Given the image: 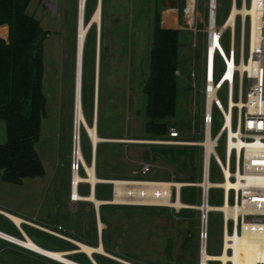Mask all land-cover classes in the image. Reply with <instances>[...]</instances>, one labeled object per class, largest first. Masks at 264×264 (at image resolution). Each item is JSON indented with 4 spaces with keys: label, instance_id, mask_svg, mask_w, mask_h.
I'll list each match as a JSON object with an SVG mask.
<instances>
[{
    "label": "rangeland",
    "instance_id": "374dc122",
    "mask_svg": "<svg viewBox=\"0 0 264 264\" xmlns=\"http://www.w3.org/2000/svg\"><path fill=\"white\" fill-rule=\"evenodd\" d=\"M97 1L87 0L86 2L85 20L87 22ZM207 1L101 0L100 25L90 24L83 47L81 82L83 114L88 125L94 123V93L98 77L97 132L99 130L100 135L143 138L132 140L147 142L119 143L115 146L116 150L112 151L106 149L111 144L100 143L98 147L96 145L94 163H96L95 172L97 171L98 177H108L103 179L109 180L129 179L128 177L155 178L171 182L200 180L202 151L199 146L164 145L153 141L166 139L169 126L175 127L180 132L181 140L195 142L202 139L205 53L203 29L207 19ZM230 4L231 0H217L218 26L224 21ZM186 5L193 13L192 18L185 23L183 15ZM28 11L40 19L46 34L43 41L42 87L47 108L46 115L40 121V134L35 143L44 173L38 177L24 178L21 183L0 180V209L48 228H56L60 225L64 234L87 243L94 240L93 236L96 238L94 216L86 213L79 214L80 209H78V215L69 203L64 211L60 208L59 212H56L58 208H55L57 203L66 202L71 195L78 0H32ZM157 14L164 26L174 24L178 26L176 28L179 29L177 69L179 72L176 75L175 114L160 120L166 123L162 132L149 135L144 127L147 116L145 114L146 95L143 87L149 73L153 27ZM98 30L99 42L97 41ZM2 37H7L5 31ZM228 38L229 33L225 32L221 42L226 52ZM222 72L223 64L220 58L216 57V79ZM219 97L225 104V87L219 92ZM220 124L221 118L215 111L213 133L218 130ZM79 132L83 158L87 164H90L91 142L83 126H80ZM102 138L104 139L102 141L125 142L119 139ZM5 141V124L0 120V145ZM217 153L223 160V139L219 142ZM146 159L153 164L149 172L132 175L131 171L139 172L141 163ZM81 172L84 177V168ZM210 180L222 181L221 173L214 160L210 163ZM87 186L88 183L80 185L79 193L87 194L88 188L90 190V186ZM111 190L112 185L100 183L96 187V196L108 201ZM179 194L182 202L195 207L173 208L117 203L103 205L102 219L98 213V221L102 224L101 227L104 226L101 229L103 230V248L135 264H196L199 257L201 227V211L196 207L201 203V190L198 187H184L180 189ZM221 201V190L212 188L210 204L220 205ZM80 215L86 221L82 237L69 231L71 227L76 232L83 229ZM222 218V213L216 210L208 214L207 251L210 254L220 253ZM22 228L39 246L50 249L73 246L33 226L23 224ZM0 231L22 238L11 221L1 213ZM68 258H74L81 264H92L89 257L81 252L69 255ZM94 259L99 264H124L98 254H95ZM0 264L63 263L0 240Z\"/></svg>",
    "mask_w": 264,
    "mask_h": 264
},
{
    "label": "built area",
    "instance_id": "2783aa9c",
    "mask_svg": "<svg viewBox=\"0 0 264 264\" xmlns=\"http://www.w3.org/2000/svg\"><path fill=\"white\" fill-rule=\"evenodd\" d=\"M254 1L231 0L229 11L219 26L216 22L217 0L207 1V19L203 29L205 33L204 104L202 114L204 128L202 139L195 141V144H193L199 146L202 151L201 178L199 181H187L188 185L182 187H198L201 190L202 205L210 203V190L212 188L221 190V204H225V202L231 205L239 203L246 206L252 203L264 204V0H257L255 8L258 22L254 42L252 41L251 13L246 12L243 15L241 12H237L234 18L231 19L234 6L246 7L251 10ZM192 13L186 5L183 15L185 23L192 18ZM225 32L229 33L227 52L223 49L221 42ZM215 36L217 37V43L212 47V40ZM216 57H219L223 64V72L217 79L215 77ZM177 74L178 71H176ZM223 87H225V104L222 103L219 97V92ZM215 111L221 118V124L218 130L213 133L212 124ZM179 133L175 127L169 126L166 139L152 141L164 145H187L183 144L187 141L179 139ZM207 138H210L211 142L214 141L212 151L206 145ZM222 139L224 141L223 160L217 153L219 142ZM247 149L253 152L247 153ZM75 153L76 146L73 134L71 183L74 172H80L83 175L81 160ZM212 160L219 168L222 181H225L228 176L229 179L235 182L237 175H239L241 181L253 180L258 185L248 186L245 191L242 189L236 191L235 188H229L226 196L223 186H209L207 184L210 180V163ZM150 166L144 163L141 173H146ZM200 211L198 264H223L220 259L203 258L204 254L209 253L207 251L208 214L211 211L205 214L202 209ZM244 221L245 225L253 224V221L264 224V212L240 214L237 222L228 219L227 228L224 226L223 217L220 253H223L224 228L231 234H234L235 231L242 232ZM61 230L62 227L57 226L56 229H48L47 231L54 236L66 238L60 232ZM227 252L232 253V249L228 248ZM226 264H232V261L229 260ZM258 264H264V262Z\"/></svg>",
    "mask_w": 264,
    "mask_h": 264
},
{
    "label": "trees",
    "instance_id": "16d2710c",
    "mask_svg": "<svg viewBox=\"0 0 264 264\" xmlns=\"http://www.w3.org/2000/svg\"><path fill=\"white\" fill-rule=\"evenodd\" d=\"M31 1L0 0V27L7 29V37L0 36V120L6 135L0 145V180L11 183L44 173L35 143L47 108L42 87L46 34L40 19L28 11ZM178 49L179 29L163 27L157 14L143 87L149 135L162 132L166 123L160 120L175 114Z\"/></svg>",
    "mask_w": 264,
    "mask_h": 264
},
{
    "label": "bare ground",
    "instance_id": "6f19581e",
    "mask_svg": "<svg viewBox=\"0 0 264 264\" xmlns=\"http://www.w3.org/2000/svg\"><path fill=\"white\" fill-rule=\"evenodd\" d=\"M85 4L86 0H78V19H77V33H76V56H75V87H74V137H75V146H76V156L81 160L82 168H84L85 176L83 177L80 172H74L72 175L71 183V199H85L92 201V203L98 207V205L103 202L108 203H117V204H135V205H153V206H168L173 208H186V207H195L194 205L182 202L179 198V191L183 186L188 185V182L180 181H163V180H129V179H114L110 180L112 185L111 197L107 200L97 199L93 192L96 183L105 182L109 179H102L96 175L95 172V152L96 145L99 141L104 140L98 135L96 127V112H97V86H98V77L96 78V90L94 93V123L88 125L82 108V60H83V47L87 35L88 27L91 23L100 25L101 19V0L97 1L95 9L90 16V19L87 23L84 21L85 13ZM257 0L254 1L253 7L249 10L246 7H233L231 13V19L234 18V15L237 12H241L245 15L246 12L251 13L252 15V41L256 39V26H257V15L256 8ZM99 33L97 36V41L99 42ZM217 37H213L212 47L216 45ZM96 57L98 58V52L96 51ZM98 67V60L96 63ZM80 126H83L86 134L92 145V161L90 164H87L82 155L81 149V139H80ZM119 141H129L127 139H119ZM133 141V140H132ZM140 142V141H137ZM147 142V141H141ZM183 144H195V142H185ZM206 145L212 151V145L214 141L211 142L210 138H207ZM247 153L253 152L252 150L247 149ZM86 182L90 186V192L88 195L82 196L78 192V186L80 183ZM209 186H223L226 191V196L228 195L229 188H235L236 191L242 189L245 191L248 186H257L258 183L253 180L241 181L240 176L237 175V180L234 182L229 177H226L225 181L221 182H212L211 180L207 183ZM199 210H203V213L209 211H219L224 217V226L227 228L228 219H233L235 222L238 221L239 215H244L246 212L253 213H263L264 204L252 203L248 206L240 205L239 203L231 205L228 202L220 205H211L210 203H200L197 206ZM13 223L20 227L21 222H26L33 224L22 217H19L15 214L3 212ZM205 221V220H204ZM253 224L245 225L243 222L242 232L235 231L234 234L229 233L226 228L224 233V242L222 244L223 253L219 254H210L206 253L203 255L204 259H220L223 264H226L227 261H232V264H258L259 262H264V224L253 221ZM35 224V223H34ZM100 221H98V230L101 232ZM204 226V222H203ZM22 229V228H21ZM23 236L22 238H17L15 236L9 235L0 231V237L9 239L13 243L24 247L28 250L34 251L38 254L46 256L50 259L58 261L63 264H81L75 260L66 257L62 251L55 250H46L41 248L38 244L33 242L31 238L24 233L22 229ZM8 240V241H9ZM77 248V252L85 253L94 264H98L97 261L93 258V252H100L104 255H107V252L102 248V243L97 246L89 245L81 241L74 240ZM231 248L232 253H228L227 249ZM109 255V254H108ZM118 258V257H116ZM119 259V258H118ZM122 260V259H121ZM125 261V260H123ZM127 262V261H125ZM129 263V262H128ZM131 264V263H130ZM205 264V263H204Z\"/></svg>",
    "mask_w": 264,
    "mask_h": 264
},
{
    "label": "crops",
    "instance_id": "0c3cea01",
    "mask_svg": "<svg viewBox=\"0 0 264 264\" xmlns=\"http://www.w3.org/2000/svg\"><path fill=\"white\" fill-rule=\"evenodd\" d=\"M163 27H166V28H176L177 26L174 24V25H169V26H164L163 24H161ZM2 28H3V30L5 31V33H7V29H6V27L5 26H1ZM0 27V28H1ZM177 29V28H176ZM3 31V32H4ZM1 36H3V34H0ZM178 71V70H177ZM179 72V71H178ZM177 77V76H176ZM97 129H98V124H97ZM98 134H99V130H98ZM100 135V134H99ZM100 136H102V137H104V138H108V139H130V140H132V139H143V138H135V137H124V136H112V135H107V134H103V135H100ZM118 140H114V141H102V142H99L98 144H97V147H98V145L100 144V143H103V144H107V145H109V144H111V146L110 147H108V148H106V149H109V151L111 150H116V147L115 146H117L119 143H127V144H143L141 141L142 140H133V141H125V142H117ZM137 141H140V142H137ZM97 147H96V152H97ZM147 158V157H146ZM144 163H147V164H149V165H151L150 166V168H152L153 167V164L148 160V159H146V160H144V162L143 163H141V165H140V170H139V172H136V171H131V174L132 175H138V174H140L141 173V168H142V165L144 164ZM95 166H96V163H95ZM149 168V169H150ZM97 172V171H96ZM147 172H149V170L147 171ZM146 172V173H147ZM146 173H144V174H146ZM141 174H143V173H141ZM102 177V176H101ZM103 178H108V177H103ZM102 178V179H103ZM129 178V180H160V179H155V178H135V177H128ZM121 179V178H120ZM100 183H103V182H99V183H97L96 185H95V187H94V192H93V194H94V196L97 198V196H96V187H97V185L98 184H100ZM85 185L86 183H81L80 185ZM103 184H108V183H103ZM80 185H79V187H78V191H79V188H80ZM111 185V184H110ZM89 186V185H88ZM87 186V187H88ZM112 191V190H111ZM89 192H90V190H89V188H88V193L87 194H80L79 192V194L80 195H82V196H85V195H88L89 194ZM111 197V196H110ZM97 199H100V200H102L103 201V199H101V198H97ZM70 204V206H71V208H72V210L73 211H75V213H77L78 214V209H80V213L79 214H81V213H86V214H90V215H93L94 216V222H95V224H94V226H95V231H96V238H94V236H93V239L94 240H92V241H89V242H87L86 244H89V245H93V246H97L99 243H100V241H101V243H102V248H103V230L101 231V232H99V230H98V213L100 214V219H102V214H101V208H102V206L103 205H105V204H110V203H104L103 204V202H101L99 205H98V207H96L93 203H92V201H89V200H85V199H71V197L69 198L68 197V199L66 200V202H64V203H57L56 204V206H55V208H58L57 209V211L56 212H59V209L60 208H63V211L65 210V209H67V204ZM80 204V207L78 208V205ZM99 211V212H98ZM3 212H7V211H5V210H2V209H0V213L2 214V215H4L7 219H9ZM8 213H10V212H8ZM78 214V215H79ZM18 216V215H17ZM20 217V216H19ZM23 218V217H22ZM81 220V225H82V227H83V229L82 230H80V232L78 231V232H76V230L75 229H73L72 227L71 228H69V231L71 232V233H73V234H75V235H78V236H80V237H82L83 235H84V232H85V227H86V221H85V218L84 217H82V215H80V217H79ZM24 219V218H23ZM26 219V218H25ZM10 220V219H9ZM26 220H28V219H26ZM11 221V220H10ZM29 222H31V223H33V224H29V223H26V222H21L20 223V227L18 226V225H16L15 223H13L12 221H11V223L13 224V226L20 232V234L22 235V237H23V233H22V225L23 224H26V225H29V226H33V227H35V228H37V229H40V230H42V231H45V232H47V233H49L47 230L48 229H56V228H48V227H45V226H43V225H40V224H38V223H35V222H33V221H31V220H28ZM35 223V224H34ZM57 226H60V225H57ZM56 226V227H57ZM22 228V229H21ZM23 231H24V229H23ZM63 235H65L66 236V238H61V237H58V238H60V239H63V240H65V241H67V242H69L71 245H73V246H71V247H66V248H61V249H50V248H47V247H44V246H41L40 245V247L41 248H43V249H46V250H55V251H62L65 255H66V257H69V255H75V254H80V252H77V250H75L76 248H77V245H76V243H75V241L74 240H77V241H81V239H78V238H76V237H73V236H69V235H66V234H64L63 233V228H62V230L60 231ZM24 233H26L25 231H24ZM100 233H101V235H100ZM50 234V233H49ZM52 235V234H51ZM54 236V235H53ZM55 237H57V236H55ZM0 240L1 241H5V242H7V243H10V244H13V245H17V244H15V243H12V242H9V241H7V240H5L4 238H0ZM82 242V241H81ZM19 246V245H18ZM75 247V248H74ZM24 248V247H23ZM26 249V248H25ZM104 249V248H103ZM106 249V248H105ZM104 249V250H105ZM28 250V249H27ZM107 250V249H106ZM105 250V251H106ZM28 251H31V250H28ZM31 252H34V251H31ZM107 252V255L105 254H103V253H100V252H93L92 253V256H94L95 257V254H98V255H101V256H106V257H109V258H113V259H116L117 261H122V263H124V264H135V263H132L131 261H127L126 259H124V258H121V257H119V256H117V255H114L112 252H110L109 250H107L106 251ZM34 253H36V252H34ZM83 253V252H82ZM85 254V253H84ZM109 254V255H108ZM93 257V258H94ZM116 257H118V258H116ZM71 259H73V260H75L74 258H71ZM122 259V260H121ZM89 260L91 261V259L89 258ZM123 260H125V261H127V262H125V261H123ZM129 262V263H128ZM98 263V262H97ZM99 264V263H98ZM196 264H198V262L196 263Z\"/></svg>",
    "mask_w": 264,
    "mask_h": 264
},
{
    "label": "water",
    "instance_id": "95a60500",
    "mask_svg": "<svg viewBox=\"0 0 264 264\" xmlns=\"http://www.w3.org/2000/svg\"><path fill=\"white\" fill-rule=\"evenodd\" d=\"M98 33H99V30H98ZM103 183L112 184L110 180L105 181V182H103ZM110 204H113V203H110ZM7 240H9V239H7ZM9 242H12V243H13V241H11V240H9ZM64 255H65V254H64ZM115 260H116V259H115ZM120 262H122V261H120ZM91 263L94 264L92 261H91Z\"/></svg>",
    "mask_w": 264,
    "mask_h": 264
}]
</instances>
